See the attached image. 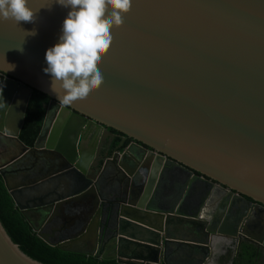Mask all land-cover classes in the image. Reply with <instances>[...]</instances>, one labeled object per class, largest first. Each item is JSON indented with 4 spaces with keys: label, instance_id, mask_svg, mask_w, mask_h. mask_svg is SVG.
<instances>
[{
    "label": "water",
    "instance_id": "obj_1",
    "mask_svg": "<svg viewBox=\"0 0 264 264\" xmlns=\"http://www.w3.org/2000/svg\"><path fill=\"white\" fill-rule=\"evenodd\" d=\"M29 6L32 23L0 20V176L32 230L119 264H217L235 222L264 212V0H132L111 31L104 83L71 107L43 72L68 9ZM33 91L50 101L27 147L19 135ZM110 130L121 143L97 160L94 137ZM242 233L264 249V234ZM0 264L41 263L0 223Z\"/></svg>",
    "mask_w": 264,
    "mask_h": 264
},
{
    "label": "clouds",
    "instance_id": "obj_2",
    "mask_svg": "<svg viewBox=\"0 0 264 264\" xmlns=\"http://www.w3.org/2000/svg\"><path fill=\"white\" fill-rule=\"evenodd\" d=\"M53 3L68 12L58 42L45 51L43 72L50 76L49 89L59 104L71 107L86 101L104 83L99 68L113 41L111 31L122 26L123 15L130 11L132 0H53ZM36 13L29 0H0V20L32 23ZM27 35L34 36L36 32ZM7 64V71L14 69L15 65ZM3 106L0 101V107Z\"/></svg>",
    "mask_w": 264,
    "mask_h": 264
},
{
    "label": "trees",
    "instance_id": "obj_3",
    "mask_svg": "<svg viewBox=\"0 0 264 264\" xmlns=\"http://www.w3.org/2000/svg\"><path fill=\"white\" fill-rule=\"evenodd\" d=\"M50 99L37 91H33L24 118L19 140L27 147H32L38 137L45 108ZM112 133H116L110 130ZM127 140L122 147H125ZM116 142L111 150L115 149ZM110 150V152H111ZM0 223L11 241L17 245L22 253L41 264H119L115 260L95 259L83 254L64 252L49 246L32 230L21 212L16 208L13 199L5 188L0 176Z\"/></svg>",
    "mask_w": 264,
    "mask_h": 264
},
{
    "label": "flooded vegetation",
    "instance_id": "obj_4",
    "mask_svg": "<svg viewBox=\"0 0 264 264\" xmlns=\"http://www.w3.org/2000/svg\"><path fill=\"white\" fill-rule=\"evenodd\" d=\"M121 135L117 134V133H112L111 131H108L107 133H103L100 132L98 133L95 137H94V142H97V146H96V157L97 160H103L105 159V154L107 152V149L109 147V145L112 147L113 143L117 141L116 146L118 144L121 143ZM128 139H126L124 141V143L127 141ZM131 141H129L130 143ZM128 143V144H129ZM127 144V145H128ZM110 147V148H111ZM116 148V147H115ZM109 149V154H113L114 150ZM111 164V163H110ZM100 165H102L101 163H99L98 161V165H93V169L96 170V168H98ZM109 168H112V164L109 165ZM173 177H168L170 180L167 181L165 184V186L167 185H171V180L172 178L177 177V174L174 172V175L172 174ZM183 179V175L181 176L179 174L178 178L176 179V181H181ZM183 182V181H182ZM184 195V194H183ZM197 196V194L192 191V192H188L186 198L189 200H193L195 197ZM199 198V197H197ZM207 202V201H205ZM202 210L204 214L207 213H216L217 209H213V211L211 210V208H205L204 205L202 206ZM201 211V209H200ZM252 212L254 213L253 217H248V214H246L247 216V220H246V226L241 227V224H236V231H237V238L232 239L229 242L228 246H224L222 247V249H219L216 254H215V262L217 264H264V249H261L262 247L257 245L256 246H252L249 245L248 243L242 241L245 239V237L243 236L242 231H251L255 236L258 235H263L264 234V212L258 210V209H253ZM200 213V212H199ZM250 213V211H249ZM251 216V215H250ZM246 218H244L243 220H245ZM242 223V222H241ZM242 241V242H239ZM236 249H238V252L236 251ZM256 255L261 257V260H256Z\"/></svg>",
    "mask_w": 264,
    "mask_h": 264
},
{
    "label": "crops",
    "instance_id": "obj_5",
    "mask_svg": "<svg viewBox=\"0 0 264 264\" xmlns=\"http://www.w3.org/2000/svg\"><path fill=\"white\" fill-rule=\"evenodd\" d=\"M184 177V176H183Z\"/></svg>",
    "mask_w": 264,
    "mask_h": 264
}]
</instances>
